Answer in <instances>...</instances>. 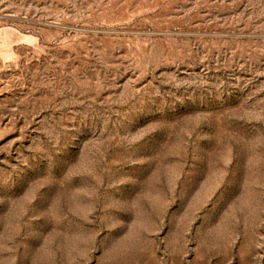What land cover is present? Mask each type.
Returning <instances> with one entry per match:
<instances>
[{
    "label": "rangeland",
    "instance_id": "rangeland-1",
    "mask_svg": "<svg viewBox=\"0 0 264 264\" xmlns=\"http://www.w3.org/2000/svg\"><path fill=\"white\" fill-rule=\"evenodd\" d=\"M0 264H264V0H0Z\"/></svg>",
    "mask_w": 264,
    "mask_h": 264
},
{
    "label": "bare ground",
    "instance_id": "bare-ground-1",
    "mask_svg": "<svg viewBox=\"0 0 264 264\" xmlns=\"http://www.w3.org/2000/svg\"><path fill=\"white\" fill-rule=\"evenodd\" d=\"M7 36V35H6ZM12 39V38H11Z\"/></svg>",
    "mask_w": 264,
    "mask_h": 264
}]
</instances>
